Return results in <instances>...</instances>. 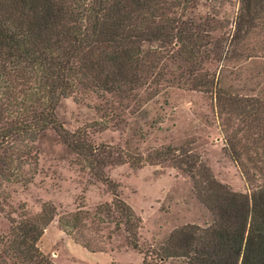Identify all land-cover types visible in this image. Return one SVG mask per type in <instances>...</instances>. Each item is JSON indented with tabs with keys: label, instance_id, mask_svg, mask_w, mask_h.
<instances>
[{
	"label": "rangeland",
	"instance_id": "rangeland-1",
	"mask_svg": "<svg viewBox=\"0 0 264 264\" xmlns=\"http://www.w3.org/2000/svg\"><path fill=\"white\" fill-rule=\"evenodd\" d=\"M166 2L181 38L144 43L133 84L78 85L56 130L0 149V238L40 218L37 248L53 264H155L147 252L176 229L211 221L187 170L247 195L262 184L264 5L241 18L240 0Z\"/></svg>",
	"mask_w": 264,
	"mask_h": 264
},
{
	"label": "trees",
	"instance_id": "trees-1",
	"mask_svg": "<svg viewBox=\"0 0 264 264\" xmlns=\"http://www.w3.org/2000/svg\"><path fill=\"white\" fill-rule=\"evenodd\" d=\"M168 5L166 0H0V149H16L13 142L36 126L38 132L48 125L56 130L54 110L78 85L121 93L133 84L130 74L142 65L144 43L181 38ZM262 5L264 0H240V17H256ZM200 167L199 179L192 169L187 172L211 221L176 229L147 255L155 264H264V169L262 184L247 195L229 190ZM117 203L129 221L139 222ZM38 219L12 230L11 240L0 238V244L8 243L0 264H53L37 248Z\"/></svg>",
	"mask_w": 264,
	"mask_h": 264
}]
</instances>
